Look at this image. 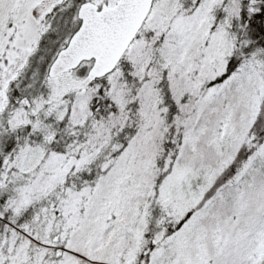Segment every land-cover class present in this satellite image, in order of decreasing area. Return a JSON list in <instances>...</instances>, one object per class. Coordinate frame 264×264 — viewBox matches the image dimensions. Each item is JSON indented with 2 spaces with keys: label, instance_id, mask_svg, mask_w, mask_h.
Listing matches in <instances>:
<instances>
[{
  "label": "snow or ice",
  "instance_id": "obj_1",
  "mask_svg": "<svg viewBox=\"0 0 264 264\" xmlns=\"http://www.w3.org/2000/svg\"><path fill=\"white\" fill-rule=\"evenodd\" d=\"M0 264H264V0H0Z\"/></svg>",
  "mask_w": 264,
  "mask_h": 264
}]
</instances>
